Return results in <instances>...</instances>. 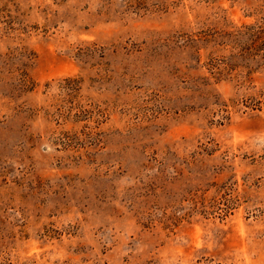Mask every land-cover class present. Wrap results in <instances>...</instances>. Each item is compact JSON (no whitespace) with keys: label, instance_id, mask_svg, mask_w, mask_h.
<instances>
[{"label":"rangeland","instance_id":"1","mask_svg":"<svg viewBox=\"0 0 264 264\" xmlns=\"http://www.w3.org/2000/svg\"><path fill=\"white\" fill-rule=\"evenodd\" d=\"M146 4L0 0V264H264V0Z\"/></svg>","mask_w":264,"mask_h":264},{"label":"trees","instance_id":"2","mask_svg":"<svg viewBox=\"0 0 264 264\" xmlns=\"http://www.w3.org/2000/svg\"><path fill=\"white\" fill-rule=\"evenodd\" d=\"M147 0H124V6L128 9H133L134 11L142 10V9H148ZM102 46L98 47L95 46L96 50H102ZM24 53L22 51H18L17 55L15 54H10L8 57L5 59V63H10L12 65V70L13 73L16 75L17 79V86L19 88H32L33 82L28 74L27 71V63L23 60ZM13 59V60H12ZM17 59L16 61H14Z\"/></svg>","mask_w":264,"mask_h":264}]
</instances>
